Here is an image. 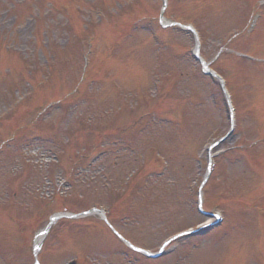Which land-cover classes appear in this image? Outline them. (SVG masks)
<instances>
[{"label":"rangeland","instance_id":"374dc122","mask_svg":"<svg viewBox=\"0 0 264 264\" xmlns=\"http://www.w3.org/2000/svg\"><path fill=\"white\" fill-rule=\"evenodd\" d=\"M68 1L0 0V117L25 101L0 120V264H264V65L229 52L264 59V15L253 38L232 37L258 0H180L168 11L197 25L202 54L210 63L221 55L213 66L244 103L239 97L236 133L213 149L228 152L216 156L207 188L208 210L221 207L224 226L179 238L156 261L124 242L158 251L207 221L193 189L207 172L202 149L230 129L227 108L192 55V34L137 19L141 2L153 16L162 0H138L120 19L127 0ZM99 19L109 25L98 27ZM86 23L95 39L83 38ZM32 149H52L60 166L40 171ZM98 150L104 155L89 166ZM59 176L65 193L48 198L44 179L55 185ZM92 209L112 221L68 218Z\"/></svg>","mask_w":264,"mask_h":264},{"label":"bare ground","instance_id":"6f19581e","mask_svg":"<svg viewBox=\"0 0 264 264\" xmlns=\"http://www.w3.org/2000/svg\"><path fill=\"white\" fill-rule=\"evenodd\" d=\"M37 94H39V92H38ZM42 239H43V238L40 236V237L38 238L37 244H39V243L42 241Z\"/></svg>","mask_w":264,"mask_h":264},{"label":"snow or ice","instance_id":"6c2138e0","mask_svg":"<svg viewBox=\"0 0 264 264\" xmlns=\"http://www.w3.org/2000/svg\"><path fill=\"white\" fill-rule=\"evenodd\" d=\"M139 251V250H138Z\"/></svg>","mask_w":264,"mask_h":264}]
</instances>
